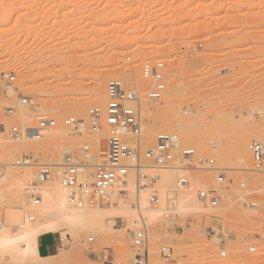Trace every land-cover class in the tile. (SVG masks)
I'll list each match as a JSON object with an SVG mask.
<instances>
[{"label": "rangeland", "instance_id": "1", "mask_svg": "<svg viewBox=\"0 0 264 264\" xmlns=\"http://www.w3.org/2000/svg\"><path fill=\"white\" fill-rule=\"evenodd\" d=\"M60 1L62 6L56 7V3ZM197 2H202L204 6L199 11H193ZM29 5L32 7L29 8ZM19 14L25 18L22 22H10L8 24L10 30L0 21V71L12 72L15 75L10 87L16 90V95L7 96L5 92L7 89L0 87V123L5 126L3 136L6 139H9L7 130L11 126L19 127L25 134L21 141L10 142L13 146L5 150V158L2 161L6 163L3 165L5 167L13 165L18 167L16 169L22 176V196L25 197L24 189L29 181L35 178L36 168L28 167L25 170L24 167L14 164L17 159L23 154L33 153L40 162L55 164L61 160L57 157L55 151L58 150L54 149V143L45 139L46 133L42 132L45 135L40 133L41 136L32 134L30 127L44 129L54 114L61 117V124L65 127L63 125L65 116L86 118L87 110L91 106L103 107L101 103L88 102L92 76L96 72L106 78L104 85L110 78H120L126 86L136 87L144 93L149 84L141 79L142 64L161 61L167 71L165 92L171 94L173 104L176 103L173 118L179 119L182 116L189 118V120L185 118L189 121L186 124L189 126L190 120L200 116L199 114L204 112L212 115L214 111L222 109L220 112H228L230 117L229 123H223L225 131L242 134L246 128L242 129L238 123H244L245 126L246 122L245 127L250 125L249 129H254L253 132L259 135L250 141L257 139L264 144V118L255 115L257 110L264 108V0H28L17 13ZM193 14L197 15L194 21ZM2 31L6 32L1 33ZM192 32H196L195 35L192 36ZM196 43L202 46L193 57H190L189 49ZM212 48H216V52L208 55ZM8 60H16L23 66L9 65ZM24 83L25 85L21 87L20 85ZM31 88L35 90L41 88L42 91L34 92ZM182 90L184 95L179 98L176 94ZM20 94L32 96L37 103L36 108L29 109L18 105ZM75 100H85L84 108L77 110L80 113L77 111L72 113L70 111L72 108L68 106ZM43 103L49 105L44 107ZM157 103L158 105L156 103L146 105L149 111L153 110L149 117L142 115L147 127L144 138L149 144L153 143V139L148 138L152 128L157 127V132L170 131L178 134L177 130H169L156 122L152 112L160 110L159 108L154 110L161 105ZM7 108H12L13 112L8 113ZM26 109L30 118L23 121L19 118ZM214 125L199 128L196 132L199 138L196 137L195 141L191 142L192 145L190 142L189 144L199 154L214 157L216 152L220 153L227 149L224 151L228 153L225 162H219L215 158L218 165L227 169L226 176L231 180L223 191L225 201L215 210L216 218L201 215L197 218L191 212L178 210L176 222L182 227L179 230H169L165 237V242L174 249L178 263H166L160 259L159 227L157 223H150L152 235L154 233L149 242L151 264H201L199 263L201 256L205 255L203 264H224L231 259L234 264H243L242 261H245V264H264V249H258L264 247V173L253 170L251 156L250 162L244 166L245 170L230 169L231 165L234 166L230 163L234 162L232 155L234 156L237 148L236 141L230 140L231 142H227L228 145L218 147L220 138L215 136L214 131L217 129ZM28 134L32 135L31 140H27ZM69 134L67 130V135ZM182 134H178L182 144L189 145L184 139L185 134ZM94 135L70 134V138H62L61 144L63 143L62 146L68 150H74L82 142H88L95 154ZM223 141L225 140L220 139L221 144ZM250 141L248 140L247 144ZM2 171L0 163V173ZM194 173L193 177L198 175L208 185L214 184L213 172ZM240 183H244L243 188L239 187ZM160 186L161 189L163 187L162 190H170L165 189L161 182ZM243 198L254 201L257 205L246 208L241 204ZM21 203L23 204L19 199H10L8 196L0 200V214L4 223L10 220L8 214L15 209L20 213L19 222H24L31 208L26 204L21 206ZM127 205L132 206V202L129 201ZM189 216L193 217V221L183 226V222ZM126 223L123 218H116L113 224L114 228L122 229L124 239L128 243L125 248L120 242L122 236L114 231L107 233L81 231L78 236L73 237L66 230V233L61 231L49 233L58 243L60 238L62 244H58V249L50 254H56L57 258L54 259L57 261L59 258L60 262L55 261V264H129L133 253L126 238L125 228L129 227ZM196 224L197 231L193 230ZM10 226L18 225L12 223ZM207 227L213 228L218 235L231 234L229 238L231 240L224 248L225 257L219 255L223 246L215 239H211L213 233H209ZM191 230L195 231L194 235L201 234H198L199 237L190 236L188 233ZM90 236L96 240L92 245L96 257L90 256L81 244ZM203 236L209 241L213 240L207 248L203 246L205 249L202 247L203 241L199 240ZM49 245V239L43 237L41 254L50 251ZM249 246H255L257 250L251 253L248 251ZM104 247L109 248L111 263L103 262L99 256ZM193 253L199 254L194 256ZM201 253L204 254L200 255ZM195 257H200V260L197 258L198 261H194ZM0 264L20 262L14 257L11 258V254L0 251Z\"/></svg>", "mask_w": 264, "mask_h": 264}, {"label": "built area", "instance_id": "2", "mask_svg": "<svg viewBox=\"0 0 264 264\" xmlns=\"http://www.w3.org/2000/svg\"><path fill=\"white\" fill-rule=\"evenodd\" d=\"M196 43L189 49V56L193 57L201 48ZM141 79L149 84V88L142 93L135 87H128L120 78H110L106 81V102L103 107L91 106L87 110L86 118L68 115L63 118V125L73 136L84 133H106V158L96 162L92 145L82 142L74 150L63 154L58 163L40 162L33 153L23 154L16 160L19 167L36 168L35 178L24 189L25 204L36 207L41 202V192L45 185L57 182L65 193L68 206L81 209L84 207H103L117 205L119 201L128 204L131 201L126 185L133 180L137 190V199L132 206L137 211L134 226L126 227V238L133 255L129 264H151L149 256V242L152 231L147 223L143 211L146 209H159L161 216L158 225V255L166 263L176 262L174 249L165 242L167 232L178 229V210H176V195L179 192H193L196 202L204 210L202 216L217 217L215 210L219 209L225 201L223 191L231 180L226 176V168L217 164L212 155L199 154L190 145L182 144L175 132L158 131L154 135L152 144L145 141L144 130L146 120L141 113L142 104H155L159 102L167 88V72L161 61L145 62L140 69ZM15 80L12 72L0 71V87L9 88ZM18 105L35 109L37 103L32 96L20 94ZM7 112L13 111L7 108ZM255 115L264 118V108L257 110ZM0 130L5 131V126L0 123ZM11 141H21L25 134L17 126L7 130ZM209 144H212L209 142ZM247 150L252 159L254 171L262 172L264 168V144L261 141L251 140ZM162 170H175L178 172L173 188L163 190L160 187ZM195 171H208L215 174L214 184L208 185L204 179L197 184L192 180ZM240 188L244 183L239 184ZM144 192L145 198L140 200ZM241 204L246 208L255 207L254 201L241 199ZM213 211V212H211ZM34 213L26 214L24 222L19 224L22 228L26 221H32ZM26 220V221H25ZM193 217L189 216L183 226L189 225ZM4 223L0 214V226ZM209 233L216 235V242L223 246L219 255L226 256L224 249L231 239V234L217 232L207 227ZM208 233V234H209ZM95 238L90 236L82 241V245L90 256L96 257L92 245ZM61 240L59 238V243ZM249 252H255V247L250 246ZM103 262L109 260V248L104 247L99 253Z\"/></svg>", "mask_w": 264, "mask_h": 264}, {"label": "bare ground", "instance_id": "3", "mask_svg": "<svg viewBox=\"0 0 264 264\" xmlns=\"http://www.w3.org/2000/svg\"><path fill=\"white\" fill-rule=\"evenodd\" d=\"M125 1H127V0H125ZM128 1H130V0H128ZM27 2H28V0H0V21L3 22V25L5 27L7 26V28L9 29L10 27H8V24H10V22H12V21H14L15 23H18L19 21L20 22L23 21L25 16L21 15V14L17 15V13L20 12L22 7H24V5ZM61 4H62V1H60L59 3H56V7H59ZM203 6L204 5L202 2H197L196 5L194 6L195 10L193 8L192 9H193V11H199V10H201V8ZM28 7L31 8L32 6L29 5ZM196 17H197V15L193 14L192 15V21H194L196 19ZM7 28H5V29H7ZM4 32H6V31H4ZM4 32L2 31L1 33H4ZM194 33H196V32H192V36L195 35ZM214 52H216V48H212L208 55H213ZM8 61L9 62H7V63L8 64L10 63L9 65H12V66H16V67L23 66V64H21L20 62H17L16 60L15 61L8 60ZM93 74L94 75L92 76L93 79L91 80L92 85H91L90 92H89L90 97L88 99L89 100L88 102L89 103H97V104L101 103V105H104L106 102V91H105V87H104L105 85L103 83H104V80L106 78H104V76L101 75V73H99V72H96ZM136 74H137V72H136ZM138 76H140V75H138ZM24 79H26V78H24ZM136 80H138V79H136ZM20 82H21V80H20ZM25 83L20 85V86L22 87L23 85H25ZM31 90H34V92H41L42 91L41 88H39V89L37 88L36 90L34 88H31ZM140 91H142V90H140ZM5 92H6L7 96L16 95V90H14L11 87L7 88V90H5ZM183 95H184L183 90L179 91L178 95L176 94V96H178L179 98L183 97ZM173 100L174 99L171 97V94L168 95V94H166V92L163 93L161 99L159 100V104H161V105L158 106L156 109H154V110H157L159 108L160 110L152 112V113H154V115L151 113L155 117V120L157 123L162 124L163 126H166L169 130H171V129L177 130L178 134H180V135L184 132L183 134H185V135L182 134L185 137L184 139H186V141H188V144L190 142L191 145H192L191 142L195 141L196 137H198V136H196V132L199 128H205L207 126L215 124L214 127L217 129V131H214L215 136L216 137L219 136V138L221 140L222 139L225 140V141H223L224 143L221 144L222 141L220 142V139H219V143H218L219 146L218 147L225 145V144H227V142L229 143L232 140L236 141L235 143L237 145V148L234 152V156L232 155V157H234V162L230 163V164H234V166L231 165L229 168L234 169V170H245L244 166L250 162V159H249L250 155H249V152L247 150V141L248 140L250 141V139H252V138H258L259 137V135L257 133L253 132L254 129H252V130L249 129L250 123L248 121H247L249 123V124H247V125H249V126H247L248 128L245 127L246 126L245 121H244L245 126H244V123H241V122L238 123V125H240V127H242V129H244V128L247 129V130L244 129L245 131H243L244 133H242V134H232L233 132L231 133L230 131H225L224 127H223V123H229L228 121L230 120V117H229V114H227L228 112L227 113L220 112L222 110L221 109V110L216 111V112L214 111V113H212V115H208L207 113H204L202 111L203 114L201 113L202 115L199 114L200 116L194 118L193 120L191 119L189 126H187L186 124L189 121H186V119H187L186 117H185L186 119L183 116H182V118L178 117L179 119L173 118V113H174V109H175V105H176V103H175V105L173 104ZM228 100H229V98H228ZM84 101L75 100V101L70 102L68 104V106H70L72 108V109L70 108L71 109L70 111L72 113H75L77 110L79 111L84 106V103H85ZM156 104L158 105V103H156ZM43 105H45V103H43ZM43 105H42V107H43ZM47 105H49V104H46L44 107H46ZM146 105L148 106V103L142 104L141 113L143 116H146V118H147V117H149L150 112L153 110L149 111V107H147ZM50 107H51V105H50ZM216 108H217V106H216ZM53 109L55 110L54 106H53ZM83 111H85V110H83ZM206 112H207V110H206ZM78 113H80V112H78ZM251 113H253V111H251ZM28 118H30V114H29V111L26 109V110L22 111L21 117L19 119L25 121ZM247 119H248V117H247ZM187 120H189V118ZM224 125H226V124H224ZM187 127H189V128L187 129ZM232 127H234V126H232ZM259 127H260V125H259ZM236 128H238V127H236ZM146 129H147V127L145 128L144 133L147 132ZM29 130L32 132V134L33 133L39 134V136H41V134L45 135L44 133H46L45 139L48 142L54 143V145H55L54 149L58 150L55 152L57 153V157L59 159H61V157L63 156L64 153L68 152V148L65 146H62L63 143L61 144V142L63 140L62 138L69 137L70 134L67 135V130H65V127L62 126L61 117L58 114L57 115L54 114V116L51 117V120L48 122V124H46L44 129H41V127L40 128L30 127ZM228 130H229V128H228ZM185 131H187V134ZM255 131H256V128H255ZM42 132H44V133H42ZM156 132H157V127L150 129V132L148 133V138H150V140H151V138L154 140L153 137H154ZM258 133H259V131H258ZM3 135H4V131L0 130V163H1V167H3V171L0 173V200L1 199L3 200V199H5L6 196H8L10 199H19L20 202H23V204H25V201H24L25 197L22 196V194H21V189H22V185H23L22 184V176L19 175V171H17V169H16L18 167L14 166L13 163H9L10 165H13V166L5 167L3 165H5L6 163H2V161L5 158V154H6L5 150H7L13 146V144L10 143L12 141L10 139L4 138ZM26 138H27V140H31L32 135L28 134L26 136ZM255 140H257V139H255ZM94 141H95V152L94 153L96 154V157L94 160L96 162H102L106 158V151H107L105 131H102L101 133L95 134L94 135ZM23 143L24 142H22V144ZM224 151H227V149ZM224 151L222 150V151H220V153L216 152L215 158L219 162H221V161L225 162L226 157L228 156V153H226ZM46 155H48V154L46 153ZM50 157H51V154H50ZM56 163H58V162H56ZM25 168H28V167H24V169ZM263 169H262V172L264 173ZM175 174H177V172L175 170H162V171H160L161 184L164 185L165 189L166 188H170V189L173 188L174 183H175V179H176ZM192 180H194V182H196L198 184L201 181V178H200V176L197 175L196 177H193ZM162 189H163V187H162ZM126 190H127L129 197L131 198L132 202L134 201V199H137V190H136V186H135V183L133 180L128 181V184L126 185ZM22 197H24V198H22ZM144 198H145V194H144V192H142V194L140 195V200L143 201ZM176 198H177V201H176L177 202V209L176 210L186 212V213L191 212L197 218L200 217L201 214H203L204 210L196 202L193 192H190V191L179 192V193H177ZM23 204L21 203V206ZM29 208H31V212L34 213V219L32 221H26L25 220L26 222L22 228L18 227L20 224V222H19L20 213L17 209L10 211V213L8 214L10 220H8V222L3 223L0 226V251L4 252V253H9V255L11 254V258L12 257L16 258L20 262V264H55V261H57V260H55L54 258H57V255L56 254L42 255L38 251V248H37V239L40 235L52 233V232H58V231L66 233V230H67L73 237L78 236L79 232H81V231H84V232H86V231L87 232L88 231H95V232L96 231L97 232L102 231V232H104L105 231L106 233L114 231V232H117L118 235L122 236V238L120 237L121 238L120 242L123 245V247L125 248L128 245L126 239H124L125 235L122 234L123 233L122 229L114 228L113 224L115 223L116 218H123L127 222L126 224L129 227H132V225H134L135 220L137 218L136 209L131 205L123 204L122 201H119L117 203V205H108V206H103V207H84L81 209L72 208V207L67 205L66 199H65V193L61 189V187L59 186V184L57 182H54V184L53 185L51 184L50 186L45 185L42 192H41L40 204L36 207H29ZM143 214L146 218L147 223H149V224L150 223L151 224L157 223L160 219V216H161L159 209H146L143 211ZM12 223L13 224L17 223L18 226L17 227H11L10 225ZM197 227H198V225L196 224L195 229L193 227V230L197 231ZM263 228H264V226H263ZM195 231H193L194 232L193 233L191 230V232L188 234L190 236H192L195 234ZM198 234L199 233H197V235H194V236L199 237V235L201 233L199 235ZM153 235H154V233H153ZM202 238H203V240H201ZM206 238L207 237L203 236V237H201V239H199L200 241H203V242L207 241V243L202 242V244H204V245H202V247L204 246L207 248V246L211 245V244H209V243H211V241H213L214 239L216 241V237L214 235H212L211 239H213V240H211V241H209ZM9 241H11V243H9ZM259 246H263V245H259ZM258 249L263 250L264 247H259ZM193 254H192V256H193ZM198 254L199 253L194 254V256H196ZM203 254L201 253L200 255H203ZM205 256H201L202 259L199 263L203 264V262H204L203 257H205ZM207 256H209V255L207 254ZM197 258L200 260V257H195L194 258L195 260L192 259V261L193 260L198 261ZM232 260L233 259H231L230 261H225L224 264H234V261H232ZM57 262L58 263L60 262L59 258H58ZM242 262H244L243 264H245V261H242Z\"/></svg>", "mask_w": 264, "mask_h": 264}, {"label": "crops", "instance_id": "4", "mask_svg": "<svg viewBox=\"0 0 264 264\" xmlns=\"http://www.w3.org/2000/svg\"><path fill=\"white\" fill-rule=\"evenodd\" d=\"M43 237H46L49 239V247H50V251L49 252H45L44 255H48L50 253H52L54 250L58 249V241H56V239L50 235L49 233L47 234H43V235H40L37 239V248H38V251L41 253V239ZM43 255V254H42Z\"/></svg>", "mask_w": 264, "mask_h": 264}, {"label": "snow or ice", "instance_id": "5", "mask_svg": "<svg viewBox=\"0 0 264 264\" xmlns=\"http://www.w3.org/2000/svg\"><path fill=\"white\" fill-rule=\"evenodd\" d=\"M9 243H11V241H9Z\"/></svg>", "mask_w": 264, "mask_h": 264}]
</instances>
